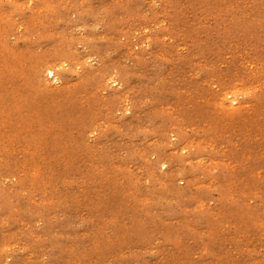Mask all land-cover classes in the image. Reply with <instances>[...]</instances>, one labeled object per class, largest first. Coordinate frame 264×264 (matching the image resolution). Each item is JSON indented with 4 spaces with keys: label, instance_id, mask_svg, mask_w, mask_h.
Instances as JSON below:
<instances>
[{
    "label": "rangeland",
    "instance_id": "1",
    "mask_svg": "<svg viewBox=\"0 0 264 264\" xmlns=\"http://www.w3.org/2000/svg\"><path fill=\"white\" fill-rule=\"evenodd\" d=\"M0 264H264V0H0Z\"/></svg>",
    "mask_w": 264,
    "mask_h": 264
},
{
    "label": "bare ground",
    "instance_id": "2",
    "mask_svg": "<svg viewBox=\"0 0 264 264\" xmlns=\"http://www.w3.org/2000/svg\"><path fill=\"white\" fill-rule=\"evenodd\" d=\"M43 67V66H42ZM50 68H51V66H50ZM50 68H47V69H49V72L51 73V69ZM45 69H46V67H45ZM43 70V69H42ZM42 74V73H41ZM53 74V73H52ZM54 77H55V75H54ZM56 78V77H55ZM58 80V79H57Z\"/></svg>",
    "mask_w": 264,
    "mask_h": 264
}]
</instances>
